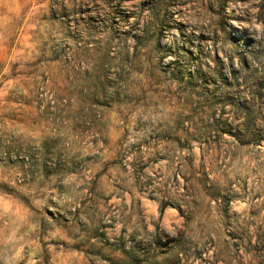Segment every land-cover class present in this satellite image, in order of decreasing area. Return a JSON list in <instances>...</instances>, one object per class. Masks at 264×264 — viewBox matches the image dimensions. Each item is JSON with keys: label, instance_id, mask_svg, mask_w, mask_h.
Returning a JSON list of instances; mask_svg holds the SVG:
<instances>
[{"label": "rangeland", "instance_id": "1", "mask_svg": "<svg viewBox=\"0 0 264 264\" xmlns=\"http://www.w3.org/2000/svg\"><path fill=\"white\" fill-rule=\"evenodd\" d=\"M0 264H264V0H0Z\"/></svg>", "mask_w": 264, "mask_h": 264}]
</instances>
